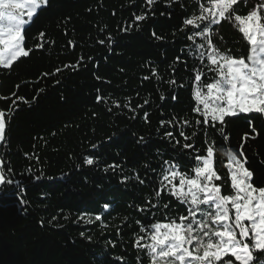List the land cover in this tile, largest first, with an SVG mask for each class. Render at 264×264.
<instances>
[{"label": "trees", "instance_id": "1", "mask_svg": "<svg viewBox=\"0 0 264 264\" xmlns=\"http://www.w3.org/2000/svg\"><path fill=\"white\" fill-rule=\"evenodd\" d=\"M262 4L238 0L234 7L244 17ZM193 14H199L197 0H49L42 6L25 32L31 54L24 66V79L40 81L24 85V97L5 116L7 175L15 183L0 197V264H150L147 250L134 247L141 237V245L151 243V229L142 227L172 218L179 223L187 215L167 189L159 200L155 196L164 161L178 162L181 172L193 176L195 156L206 155V139L214 141L213 166L224 178L215 183L222 194L232 189L221 148L242 151L238 158L247 160L254 186L264 187L260 114L226 117L227 140L213 128L205 135L195 123L203 117L193 111L194 69L203 66L187 39L195 29L184 24ZM213 31L222 52L247 57L251 45L238 23L223 20ZM90 48L68 68L45 70L48 56ZM204 72V81L216 76ZM249 117H255L251 125ZM181 131L191 139L185 141Z\"/></svg>", "mask_w": 264, "mask_h": 264}, {"label": "snow or ice", "instance_id": "2", "mask_svg": "<svg viewBox=\"0 0 264 264\" xmlns=\"http://www.w3.org/2000/svg\"><path fill=\"white\" fill-rule=\"evenodd\" d=\"M152 2L148 0L149 4ZM197 2L199 14L184 20L185 26L195 29L187 39L192 42L193 55L203 66L194 69L197 106L193 111L203 117L202 121L198 119L195 123L203 125L205 135L209 128H213L227 140L223 128L227 123L226 117L257 113L264 119V12L260 11L264 4L242 17L234 7L238 0H208L210 6H205L201 0ZM48 4L49 0H0V46H3L0 65L4 68L10 69L13 62L29 56L31 49L25 47V32L38 18L42 6L47 7ZM144 18L137 17L138 20ZM223 20L238 23L239 31L251 45L246 58L233 57L213 43V28ZM40 36L43 37L44 33L41 32ZM204 69L216 73L210 82L202 80ZM254 119L247 118L249 125ZM183 123L190 122L184 120ZM252 131L256 132V129L253 127ZM165 135L172 137L173 134L167 132ZM180 135L185 141L191 139L184 131ZM7 143L4 113L0 112V197L6 195L7 189L15 183L7 175L12 171L7 166L11 162L5 160ZM205 143L208 144L206 155L195 156L193 176L181 172L178 162L164 161L166 167L159 180L160 188L155 192L159 200L161 191L167 189L186 206L187 215H180L179 223L172 218L166 223L142 227V231L151 229V243L141 245V237L134 247L147 250L150 264H264V187L254 186L253 172L245 167L247 160L238 158L244 156L242 151L237 154L221 148L217 151L228 158L224 166L228 168L232 189L231 194H222V185L215 183L224 178L213 166L214 141L209 143L206 139ZM183 147L199 152L190 143ZM86 163L92 165L93 159L87 158ZM177 178L178 184L174 183ZM140 183L144 181L140 180ZM151 206L156 208L157 204ZM109 207L104 205L105 210ZM95 220L99 221L101 217L97 215ZM85 222L92 223L91 219Z\"/></svg>", "mask_w": 264, "mask_h": 264}, {"label": "rangeland", "instance_id": "3", "mask_svg": "<svg viewBox=\"0 0 264 264\" xmlns=\"http://www.w3.org/2000/svg\"><path fill=\"white\" fill-rule=\"evenodd\" d=\"M0 51H3V46H0ZM90 52H92V48L84 51L83 53H79V52L75 53L72 51L71 56L70 55L48 56L49 60L46 63L48 67L45 70H48V68L50 67L53 70H58V71L63 68H68L69 63L72 64L73 62L78 61L79 55L82 58L86 54H89ZM26 58L27 57H21L17 61L13 62V65L10 69L4 68L2 65H0V69L4 68V70L2 69L0 70V112L4 113V119L6 114L16 104V102H18V100L24 97L25 93L23 92L24 89L22 90L23 86L28 85L29 83H35L40 81L37 79V81L30 82V80L24 79V78H28L24 76V69L26 68L24 67ZM50 73L51 72L49 71H45V74L47 75H49ZM38 88H39L38 86L35 87V89L31 88L28 92L29 95L32 96L35 90ZM26 98H28V96Z\"/></svg>", "mask_w": 264, "mask_h": 264}, {"label": "crops", "instance_id": "4", "mask_svg": "<svg viewBox=\"0 0 264 264\" xmlns=\"http://www.w3.org/2000/svg\"><path fill=\"white\" fill-rule=\"evenodd\" d=\"M30 54H31V52H30ZM29 57V56H28Z\"/></svg>", "mask_w": 264, "mask_h": 264}]
</instances>
